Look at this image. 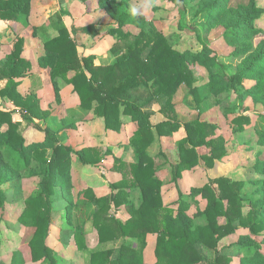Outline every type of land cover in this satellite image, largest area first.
I'll list each match as a JSON object with an SVG mask.
<instances>
[{
	"label": "rangeland",
	"instance_id": "obj_1",
	"mask_svg": "<svg viewBox=\"0 0 264 264\" xmlns=\"http://www.w3.org/2000/svg\"><path fill=\"white\" fill-rule=\"evenodd\" d=\"M249 0H231L233 6L247 3ZM200 0H30V17L26 31L25 22L20 20V33L7 40L3 37V49L0 50L2 61L9 56L18 44L22 56L34 63L23 78L17 92L24 100L31 98L37 104L34 123L29 124L23 117L25 112L12 97L0 94V110L10 113L17 127V134L28 142L42 141L44 134L39 128L48 127L57 131L61 144L70 146L76 151L99 150L102 156L107 155L99 164H83L75 153L71 154L70 178L72 188L69 196L59 191L53 199V221L48 245L55 252L60 264H86L79 252L74 239V224L67 214L73 211L74 220L85 221L92 213L88 206L85 193L92 190L98 197L109 195L112 184L119 182L122 175L115 171L118 159L127 163L137 161L135 148L131 144L138 125L129 116L121 112V128L118 132L106 126L105 119L94 110L85 111L81 108L79 96L74 86L58 78L54 81L50 75L51 68H44L40 58L46 55V42L60 36V29L66 27L76 39L81 58H91L98 66L109 67L121 62L126 56L132 55L134 49L142 48L138 55L130 57L124 68L132 76L142 70L140 61L149 54L152 57L146 63V70L154 65V58L159 63L160 73L167 67L169 57L175 52L191 56L209 51L211 59H187L191 83L198 88L192 92V84L187 81L171 86L169 78L154 84L152 73L143 76L148 81L149 91L153 96H160L151 108L154 125L172 120L179 123L181 129L171 138L159 137L151 143L149 151L156 156L157 165H165V170L158 173L162 180L161 196L164 206L177 209L181 200L192 204V213L197 207H206V200L195 191L221 178L231 182H243L242 198L257 200L259 195L253 181L261 176L256 170L259 162L264 161V146L258 143L259 114L264 112L261 104L252 99L242 100L240 94L255 85V82L244 80L238 84L237 91L231 87L227 91L216 93L221 86L213 88L215 74L234 76L245 68L246 57H236L235 48L223 39V28L208 29L206 18L199 13ZM260 8H264V0H256ZM35 6V7H34ZM183 7V8H181ZM124 17L120 19L119 17ZM184 17V20H182ZM259 33L252 38L253 50L256 52L264 43V15L254 21ZM20 41V42H19ZM22 42V44H21ZM2 55V56H1ZM0 60V61H1ZM175 60H173L174 62ZM84 64H81L83 67ZM74 72L68 74L73 78ZM175 80V77H173ZM5 82L0 84V89ZM164 94L165 90H168ZM249 116L253 123L246 126L245 131H235L233 120L238 116ZM211 123L217 126L215 137L225 141V154L216 157L211 164L201 159L209 155L210 150L202 147L196 149L198 164L185 170L178 180L173 181V169L180 163L179 142L187 136L185 124L193 121ZM8 130L4 126L1 132ZM52 151L48 150L50 158ZM18 155L7 147L0 145V190L5 196V205L0 208V264H13L16 253H21V264H41L34 261L30 247L35 229L25 227L20 217L26 209V202L41 190L43 179L41 168L35 160L29 167H18ZM129 200L136 207L142 203L141 192L134 190ZM71 205V206H70ZM247 214L248 209H244ZM117 218L126 221L131 215L125 206L120 207ZM205 225L204 219L197 221ZM239 224L238 222L236 223ZM248 232L240 230L236 235L226 238L221 247L231 244L240 234ZM262 239L259 238V241ZM88 245L93 250L118 248L123 241L102 244L98 233L93 230L87 236ZM155 236H149V243L144 250L147 264H156L154 252ZM212 256L211 252H208ZM232 264H240L234 260Z\"/></svg>",
	"mask_w": 264,
	"mask_h": 264
},
{
	"label": "trees",
	"instance_id": "obj_2",
	"mask_svg": "<svg viewBox=\"0 0 264 264\" xmlns=\"http://www.w3.org/2000/svg\"><path fill=\"white\" fill-rule=\"evenodd\" d=\"M198 11L206 18L208 29L223 28V39L235 48L236 57H246L245 68L234 76H213V88L222 87L216 93L227 91L231 87L236 92L238 84L244 80L253 81L255 85L240 94V98H250L264 108V43L258 51L252 52V38L259 33L254 21L264 15V8H260L256 0L235 6L231 0H200ZM29 17L30 0H0V20L12 23L22 20L25 27H28ZM123 17L121 15L119 18ZM141 47L138 48L139 52H142ZM15 48L6 60L0 61V84L5 82L0 94L3 97H12L25 111L22 113L24 119L33 124L37 104L31 98L24 100L17 92L32 65L22 56V49L18 44ZM78 49L76 39L63 27L59 37L46 42V55L40 58L41 65L51 68L50 75L54 81L62 78L70 82L80 98L81 108L85 111L94 110L105 119L109 129L116 132L120 130L121 112L138 125L131 140L137 161H115V171L122 175V179L112 184V192L98 197L92 190H87L85 196L88 206L93 210L85 221L76 222L73 211L70 208L67 211L71 223L74 224L77 248L86 264H147L144 250L149 243V236H155L156 264H232L234 260H238L240 264H264V161L256 166L261 178L252 182L259 195L257 200L242 198L243 182H231L221 178L195 190L207 202L204 210L197 207L192 213V204L185 200L179 202L177 209L163 205L162 180L157 174L165 170V165L156 164V156L151 155L149 148L156 135L171 138L182 126L172 120L157 125L152 123L151 108L160 96L157 92L156 97L150 93L149 82L143 76L152 73L154 84L169 78V82H172L169 89L185 81L191 85L187 62L191 55L175 52L172 58L169 57L167 67L155 74L159 69L157 59L154 58V65L149 69L144 68L152 57L149 54L140 61L142 70L132 76L124 68L130 62L134 51L138 55V49H134L130 57L128 55L121 62L109 67L95 65L91 58H81ZM191 57L207 62L213 59L207 49ZM81 64L84 66L81 67ZM70 72L75 75L68 79ZM191 86L192 92L197 94L198 88L193 84ZM259 117L258 143L264 146V112ZM252 123L249 116L241 115L233 120V127L235 131L244 132L246 126ZM4 126H8V130L1 132ZM39 129L44 134L43 140L28 142L17 134L11 114L0 110V145L18 155L15 162L18 167L28 168L31 161L35 160L42 171L41 190L26 202V209L20 217V222L25 227L35 229L30 243L32 257L41 264H60L55 252L48 245V240L53 221L52 202L57 188L68 195L72 205L69 196L72 188L71 154L75 153L85 165L99 164L107 155L102 156L99 150L93 153L88 150L76 151L61 144L56 135L57 131L53 128ZM185 129L187 136L179 142L181 160L173 169V181L177 186L183 172L198 164L199 155L196 149L205 147L210 150L209 155L201 156L209 164L216 157H222L226 150L224 139L214 136L216 125L196 120L186 123ZM48 150L52 151L50 158L47 157ZM134 190L141 192L142 203L139 207L129 200L130 193ZM4 205L5 196L0 190V208ZM122 206L131 215L126 221L116 216ZM245 208L248 209L247 214ZM199 219H204L206 224L199 225ZM93 230L98 233L102 244L118 241L123 243L118 248L93 250L87 241V236ZM240 230L248 232L240 234L235 242L221 247L223 240L236 235ZM259 238L262 240L259 241ZM21 262V253H16L13 264Z\"/></svg>",
	"mask_w": 264,
	"mask_h": 264
},
{
	"label": "crops",
	"instance_id": "obj_3",
	"mask_svg": "<svg viewBox=\"0 0 264 264\" xmlns=\"http://www.w3.org/2000/svg\"><path fill=\"white\" fill-rule=\"evenodd\" d=\"M19 26L20 25L17 23L5 22V21L0 20V50L3 49V47H5V45L2 44L3 43V37H6V39L9 40L13 36H18L20 33ZM20 27H22V26H20ZM22 28H24L23 31H26V29H27V27H25V26H23ZM1 59H2V57L0 58V60ZM31 65L33 68L35 67L34 63H31Z\"/></svg>",
	"mask_w": 264,
	"mask_h": 264
},
{
	"label": "water",
	"instance_id": "obj_4",
	"mask_svg": "<svg viewBox=\"0 0 264 264\" xmlns=\"http://www.w3.org/2000/svg\"><path fill=\"white\" fill-rule=\"evenodd\" d=\"M181 8H183V7H181Z\"/></svg>",
	"mask_w": 264,
	"mask_h": 264
}]
</instances>
